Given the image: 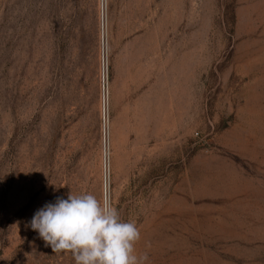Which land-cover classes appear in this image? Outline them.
<instances>
[{"label": "rangeland", "instance_id": "374dc122", "mask_svg": "<svg viewBox=\"0 0 264 264\" xmlns=\"http://www.w3.org/2000/svg\"><path fill=\"white\" fill-rule=\"evenodd\" d=\"M71 191L147 264H264V0H0V264H75L30 227Z\"/></svg>", "mask_w": 264, "mask_h": 264}, {"label": "clouds", "instance_id": "9594fccd", "mask_svg": "<svg viewBox=\"0 0 264 264\" xmlns=\"http://www.w3.org/2000/svg\"><path fill=\"white\" fill-rule=\"evenodd\" d=\"M32 230L54 253H70L75 264H147L148 255L136 252L140 229L125 221L105 195H75L39 209Z\"/></svg>", "mask_w": 264, "mask_h": 264}, {"label": "trees", "instance_id": "16d2710c", "mask_svg": "<svg viewBox=\"0 0 264 264\" xmlns=\"http://www.w3.org/2000/svg\"><path fill=\"white\" fill-rule=\"evenodd\" d=\"M75 18V15H74ZM74 21V20H73ZM74 23H76V21H74ZM76 33H78V41H76V43H78V45L75 47L76 48V52L74 53L72 60L70 62V68H71V73H70V78H69V84L68 87L71 90V95L76 98L75 94H78L79 88H80V81H79V73L82 69V64H83V57H82V48L80 46V42H79V37L82 33V30L80 27H78V25L74 28ZM80 106H78V110H80Z\"/></svg>", "mask_w": 264, "mask_h": 264}, {"label": "built area", "instance_id": "2783aa9c", "mask_svg": "<svg viewBox=\"0 0 264 264\" xmlns=\"http://www.w3.org/2000/svg\"><path fill=\"white\" fill-rule=\"evenodd\" d=\"M103 59L105 60V46L103 49ZM103 94H104V103H106V80H105V65H103Z\"/></svg>", "mask_w": 264, "mask_h": 264}]
</instances>
